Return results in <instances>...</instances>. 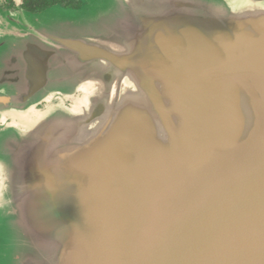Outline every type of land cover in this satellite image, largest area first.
<instances>
[{
	"label": "water",
	"instance_id": "1",
	"mask_svg": "<svg viewBox=\"0 0 264 264\" xmlns=\"http://www.w3.org/2000/svg\"><path fill=\"white\" fill-rule=\"evenodd\" d=\"M83 1L0 12V263L264 264V0Z\"/></svg>",
	"mask_w": 264,
	"mask_h": 264
},
{
	"label": "flooded vegetation",
	"instance_id": "2",
	"mask_svg": "<svg viewBox=\"0 0 264 264\" xmlns=\"http://www.w3.org/2000/svg\"><path fill=\"white\" fill-rule=\"evenodd\" d=\"M84 5L83 0H0V12L32 11L42 13L56 6L80 9Z\"/></svg>",
	"mask_w": 264,
	"mask_h": 264
},
{
	"label": "rangeland",
	"instance_id": "3",
	"mask_svg": "<svg viewBox=\"0 0 264 264\" xmlns=\"http://www.w3.org/2000/svg\"><path fill=\"white\" fill-rule=\"evenodd\" d=\"M85 3V2H84ZM67 9H69V8H67ZM70 9H72V8H70ZM81 9V8H80ZM55 10V9H54ZM74 10H79V9H74ZM52 12H55V11H52ZM47 16V18L46 17H44L45 19H49V16H52L53 17V15H51V13H50V15H46ZM4 244H3V242H1V244H0V246L2 247V248H4L5 246H3ZM1 249V248H0ZM0 255H1V251H0ZM1 259H3L1 256H0V260ZM1 262H2V260H1ZM1 264V263H0Z\"/></svg>",
	"mask_w": 264,
	"mask_h": 264
},
{
	"label": "trees",
	"instance_id": "4",
	"mask_svg": "<svg viewBox=\"0 0 264 264\" xmlns=\"http://www.w3.org/2000/svg\"><path fill=\"white\" fill-rule=\"evenodd\" d=\"M27 12L34 13V12H32V11H27ZM36 14H37V13H36Z\"/></svg>",
	"mask_w": 264,
	"mask_h": 264
},
{
	"label": "crops",
	"instance_id": "5",
	"mask_svg": "<svg viewBox=\"0 0 264 264\" xmlns=\"http://www.w3.org/2000/svg\"><path fill=\"white\" fill-rule=\"evenodd\" d=\"M12 13H14V12H12ZM17 13H20V12H17Z\"/></svg>",
	"mask_w": 264,
	"mask_h": 264
}]
</instances>
